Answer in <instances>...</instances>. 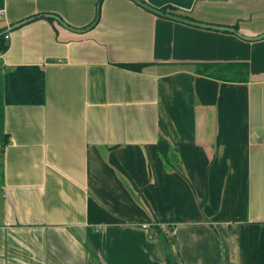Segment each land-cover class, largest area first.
I'll return each instance as SVG.
<instances>
[{"label":"crops","instance_id":"crops-1","mask_svg":"<svg viewBox=\"0 0 264 264\" xmlns=\"http://www.w3.org/2000/svg\"><path fill=\"white\" fill-rule=\"evenodd\" d=\"M141 1L264 33V0ZM0 12V264H264V38L133 0Z\"/></svg>","mask_w":264,"mask_h":264},{"label":"trees","instance_id":"trees-1","mask_svg":"<svg viewBox=\"0 0 264 264\" xmlns=\"http://www.w3.org/2000/svg\"><path fill=\"white\" fill-rule=\"evenodd\" d=\"M103 0H98L100 4ZM163 13H172L167 7H162L160 9ZM235 28V26H234ZM237 29V28H235ZM5 33L0 34V53H3L8 48L7 40L5 39ZM123 67L128 69L137 70L141 68V64H122ZM196 71L202 75L210 76L222 81H237V82H246L248 79V66L246 63H224V64H215V63H204L199 64ZM6 137L4 136V143ZM157 152L162 158L166 167L175 169L176 171L182 173V168L180 166V161L178 160L175 150L172 148L167 139L162 136H159L157 139ZM207 190V188L205 189ZM206 192V191H205ZM206 201V194L199 203L201 208Z\"/></svg>","mask_w":264,"mask_h":264},{"label":"water","instance_id":"water-1","mask_svg":"<svg viewBox=\"0 0 264 264\" xmlns=\"http://www.w3.org/2000/svg\"><path fill=\"white\" fill-rule=\"evenodd\" d=\"M133 1L136 2L137 4H139L140 6L154 12L155 14L164 16V17L169 18V19L178 20V21H181L184 23H188V24L195 25L198 27H203V28H212V29H217V30H222V31H230V32L235 33L237 36H239L240 38L245 39V40H259L261 38H264V33L259 34L257 36H253V37L246 36V35L242 34L241 32H239V31H237L231 27L210 25V24H206V23H202V22H197V21H194V20H191L188 18H182V17L172 15L169 13H163L162 11L142 2L141 0H133Z\"/></svg>","mask_w":264,"mask_h":264},{"label":"built area","instance_id":"built-area-1","mask_svg":"<svg viewBox=\"0 0 264 264\" xmlns=\"http://www.w3.org/2000/svg\"><path fill=\"white\" fill-rule=\"evenodd\" d=\"M2 13H3V12H0V15H1ZM8 36H9L8 34H5V36H4L5 39H8Z\"/></svg>","mask_w":264,"mask_h":264}]
</instances>
